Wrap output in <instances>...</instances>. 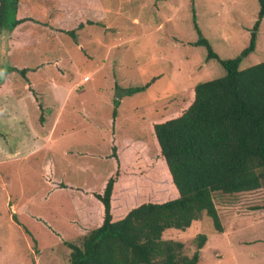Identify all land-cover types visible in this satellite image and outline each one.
I'll return each instance as SVG.
<instances>
[{"label": "rangeland", "instance_id": "374dc122", "mask_svg": "<svg viewBox=\"0 0 264 264\" xmlns=\"http://www.w3.org/2000/svg\"><path fill=\"white\" fill-rule=\"evenodd\" d=\"M99 1L105 10L100 26L77 29L82 21L95 18L86 0H21L16 18L32 22L0 36V86L7 67L21 70L40 64L45 70L29 71L28 79L37 89L49 92L42 86L45 79L55 78L65 87L74 82L73 94L59 105V112L51 97L40 99V106L23 97L29 126L40 137L47 136L59 113L53 135L32 154L15 149L20 138L5 116L9 107H0V264L68 263L66 243H77L87 232L77 226L76 210L83 205L95 212L94 203L82 193H102L117 169L111 157L114 144L118 162L121 159L119 171L126 174L113 191L114 221L142 203L167 201L171 191L150 150L147 123L171 114L189 88L225 75L217 60H207L205 47L194 46L199 37L193 12L202 38L220 60L235 58L248 45L258 12L256 0ZM62 11L69 18L63 21H70L66 29L75 30L74 38L59 27ZM11 33L26 37L18 41L25 47H15L7 56ZM37 37L44 40L35 46ZM40 47L48 49L45 57ZM262 62L264 20L259 22L255 50L242 59L239 70ZM10 82L30 85L19 72ZM147 84L116 99L119 91ZM16 88L17 95L24 93L20 85ZM11 110L22 114L20 107ZM213 200L222 234L202 213L184 230H166L162 239L181 242L191 256L195 238L206 235L198 264H264V186L251 192L214 193Z\"/></svg>", "mask_w": 264, "mask_h": 264}, {"label": "trees", "instance_id": "16d2710c", "mask_svg": "<svg viewBox=\"0 0 264 264\" xmlns=\"http://www.w3.org/2000/svg\"><path fill=\"white\" fill-rule=\"evenodd\" d=\"M256 1L257 20L248 45L228 60H220L202 38L193 12V27L199 37L194 46L205 47L207 60H217L225 75L189 88L171 114L147 123L150 150L160 162L173 198L162 203H142L114 221L113 191L126 174L119 171L112 146L111 157L117 169L107 179L102 193L92 194L103 207L102 223L81 235L77 243H66L70 250L67 264H198L206 235L195 238L196 250L188 256L181 242L163 240V233L184 230L205 213L213 230L222 234L213 194L251 192L264 186V62L239 70L242 59L255 50L259 22L264 20V0ZM20 3L21 0H0V36L32 22L31 18H16ZM88 25L100 26L98 22L85 21L77 29ZM62 32L76 37L74 29ZM6 71L22 76L26 72L12 67ZM148 86L129 89L128 94ZM0 89L1 93L5 87ZM113 115L114 119L115 112Z\"/></svg>", "mask_w": 264, "mask_h": 264}, {"label": "crops", "instance_id": "0c3cea01", "mask_svg": "<svg viewBox=\"0 0 264 264\" xmlns=\"http://www.w3.org/2000/svg\"><path fill=\"white\" fill-rule=\"evenodd\" d=\"M86 2L88 3V7L91 6L93 8L91 14L95 18L84 20L82 22L93 21V22H99L100 23V19L105 14L103 4L99 0H86ZM62 13L65 16H62L59 19V27L61 30L69 31L66 29V27H67V25H69L70 21H66V22L63 21V18H64V20H69V18L67 17V14H65V11H62ZM22 24H24V23H22ZM22 24L17 26L13 32H16V30L20 29ZM60 24H62V25H60ZM77 26H75V27L77 28ZM24 38H26V37H16V33H11V36L8 37V39H7V44H8L7 56H9V53H11V50L14 49L15 47L16 48L25 47L23 45L18 46V43H19L18 41L21 42L22 40H24ZM42 38L37 37V42H35V46L39 45L41 41L43 42L44 39H42ZM40 48L42 50L41 55L43 57H45L46 54L49 53L48 49H43V47H40ZM9 67H11V66H9ZM12 68H15L19 71V69L17 67L12 66ZM23 69H25L26 72H25L24 76H22V75L21 76L23 77L24 80H26V82H29L30 85H28V83H26L25 85H21L20 83L12 84L10 82V77L13 76L14 73H17V72L16 71L15 72H7L6 71V74H5L6 80L4 79L5 82H3V83H6V85L3 86V84H1V86H0V88L5 87V90H2L0 93V107H2L3 109H6V107H9L8 109L10 111L8 113H6L5 116L9 120L11 119V122L13 123V126H14L13 129L15 130L14 132L17 131L16 135L18 134L17 136L20 138V140H18L19 146H16L15 149L22 147L19 150L25 149V150H27L28 154H32V153L36 152L41 147V145L45 144V141H48L50 139L51 135H53V130L55 131L59 125V113L57 115H55L54 123L52 124L50 130L47 132L48 133L47 136L46 137H44V136L40 137L37 133L32 131L30 126H29V119H28L29 115H27V113L25 111V102L23 100V97H25V99L30 98V101L32 100L34 102V104H36L37 106H40V104H39L40 99L41 100H43L44 98L47 99V96L51 97V99H52V101H54V103H52V104L48 103V102L47 103L43 102V103L46 104L47 106H50L48 104L53 105L54 109H57L59 112V105H62L64 103V101H66L70 97V95L72 93V89H73L72 86H74V84H73L74 82L71 85H67V87H65V86L59 85V80H57L55 78L53 81L52 80L46 81V79H45L44 80L45 83L42 82V86H44V87L48 86L49 87L47 89V91H49V92L45 93V92H43L42 89L41 90L39 88L37 89V85H35L33 81L32 82L30 80L28 81L29 71L36 72L39 70L40 71L45 70L44 64L34 65V67L31 66V67H27V68H23ZM19 85L21 86V88L23 89V92H24L21 95H17V93L19 91L17 90L16 86H19ZM21 92H22V90H21ZM14 96H16L15 99H14ZM44 96H46V97H44ZM16 107H20V109L22 110V114H19V116H16L17 115L16 111L11 110V108H16ZM14 117L18 118L17 119L18 122L15 120L16 118H14ZM41 122L44 123L45 120H43ZM18 130L19 131L21 130L20 133L18 132ZM21 138H23V139H21ZM41 143H43V144H41ZM132 143L133 142H131L130 144H132ZM113 144H114V141H113ZM24 145H25V148H24ZM113 146H115V148H117V146L115 144ZM117 153H119L118 148H117ZM119 163H120L119 167L121 168V159L119 160ZM122 180L123 179H121L120 181H122ZM120 181L116 184L115 187H117L119 185ZM61 184L64 187L69 186V185L64 184V183H61ZM152 189L156 190V189H154V186ZM93 193L94 192L87 190L86 192H83L82 194H84V196L88 197V199H90L92 201V203H94V209H95L94 214L92 212H90L88 209H85V206H83V205H79V209H77L75 212V215L77 218L75 220H77V222H78L77 226L83 230L87 229V231H89L88 229H92V228L100 226L102 223L103 207H102V205H101V207L98 206V204H101V203L93 197V195H92ZM96 194H101V193H96ZM169 198L170 199L173 198L172 193H170ZM125 214H126L125 212L121 213L119 218H121ZM71 221H74V220L70 219L69 224H70L71 228L75 229L74 225H71ZM83 230H81V231L83 232ZM84 233H86V232H84Z\"/></svg>", "mask_w": 264, "mask_h": 264}, {"label": "water", "instance_id": "95a60500", "mask_svg": "<svg viewBox=\"0 0 264 264\" xmlns=\"http://www.w3.org/2000/svg\"><path fill=\"white\" fill-rule=\"evenodd\" d=\"M120 93L116 96V99H120V94L129 93L128 90L126 91H119Z\"/></svg>", "mask_w": 264, "mask_h": 264}, {"label": "built area", "instance_id": "2783aa9c", "mask_svg": "<svg viewBox=\"0 0 264 264\" xmlns=\"http://www.w3.org/2000/svg\"><path fill=\"white\" fill-rule=\"evenodd\" d=\"M87 78V77H86ZM87 80V79H86Z\"/></svg>", "mask_w": 264, "mask_h": 264}]
</instances>
